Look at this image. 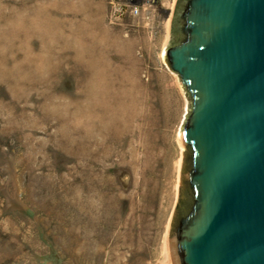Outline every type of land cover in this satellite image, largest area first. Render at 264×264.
I'll use <instances>...</instances> for the list:
<instances>
[{"label": "rangeland", "instance_id": "1", "mask_svg": "<svg viewBox=\"0 0 264 264\" xmlns=\"http://www.w3.org/2000/svg\"><path fill=\"white\" fill-rule=\"evenodd\" d=\"M113 0H0V264H165L186 101Z\"/></svg>", "mask_w": 264, "mask_h": 264}, {"label": "water", "instance_id": "2", "mask_svg": "<svg viewBox=\"0 0 264 264\" xmlns=\"http://www.w3.org/2000/svg\"><path fill=\"white\" fill-rule=\"evenodd\" d=\"M162 57L186 101L165 264H264V0H174Z\"/></svg>", "mask_w": 264, "mask_h": 264}, {"label": "built area", "instance_id": "3", "mask_svg": "<svg viewBox=\"0 0 264 264\" xmlns=\"http://www.w3.org/2000/svg\"><path fill=\"white\" fill-rule=\"evenodd\" d=\"M174 0H113L110 23L136 28L140 24L157 31L170 18Z\"/></svg>", "mask_w": 264, "mask_h": 264}]
</instances>
